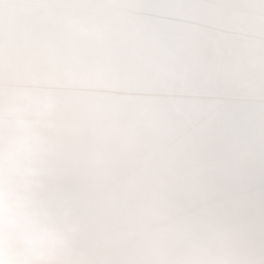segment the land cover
Masks as SVG:
<instances>
[{
    "label": "clouds",
    "instance_id": "clouds-1",
    "mask_svg": "<svg viewBox=\"0 0 264 264\" xmlns=\"http://www.w3.org/2000/svg\"><path fill=\"white\" fill-rule=\"evenodd\" d=\"M0 264H264V0H0Z\"/></svg>",
    "mask_w": 264,
    "mask_h": 264
}]
</instances>
